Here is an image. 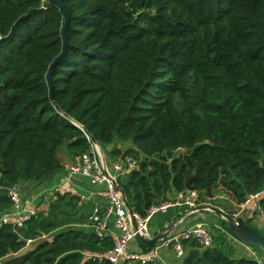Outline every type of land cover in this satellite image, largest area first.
Here are the masks:
<instances>
[{"label": "trees", "instance_id": "1", "mask_svg": "<svg viewBox=\"0 0 264 264\" xmlns=\"http://www.w3.org/2000/svg\"><path fill=\"white\" fill-rule=\"evenodd\" d=\"M60 1L70 15L66 47L58 5L0 0V213L12 206L10 189L29 196L63 171L60 148L88 153L86 132L102 147L132 145L113 159H151L119 179L142 216L185 193L192 176L204 204L209 189L236 205L264 190V0ZM58 59L54 105L48 74ZM179 149L187 154L174 158ZM79 203L60 196L22 229L0 227L2 264H111L113 239L72 228L93 210L87 203L86 216ZM45 236L52 241L14 257L23 240ZM186 247L181 264H258Z\"/></svg>", "mask_w": 264, "mask_h": 264}, {"label": "built area", "instance_id": "2", "mask_svg": "<svg viewBox=\"0 0 264 264\" xmlns=\"http://www.w3.org/2000/svg\"><path fill=\"white\" fill-rule=\"evenodd\" d=\"M184 149H179V151ZM151 160L141 154L139 156L124 155L116 159H105L99 147L92 143L91 150L80 156L73 157L71 164L66 168V178H87L92 185L102 187V195L105 198L104 206L93 202L95 192L77 193L68 188L56 187L38 196L37 202L57 201L60 196L70 195L79 199L80 203L92 201L94 204L89 225L100 239L111 238L114 248L105 256L111 264H124L137 262L140 264H164V252L171 250L178 261H183L187 256L186 244L196 243L201 249L213 247V232L208 225L197 224L194 227L176 234L174 237L161 240L152 250L142 252L138 247V234L154 237L151 233V222L158 214H166L173 208L184 209L183 214L197 209L203 205L200 193L193 190L185 193L173 194L174 202L165 201L153 206L145 216L134 213L138 230L134 229L132 218L127 209L124 197L118 189L119 179L129 176L133 171L141 168L142 162ZM12 202L11 208L0 217V227L13 225L16 229H22L28 222L39 214V206L33 201L27 200L18 188H12L8 192ZM264 197V190L250 195L246 200L236 205L234 217L253 215L262 210L260 201ZM49 241H52L50 238ZM137 248H136V247Z\"/></svg>", "mask_w": 264, "mask_h": 264}, {"label": "crops", "instance_id": "3", "mask_svg": "<svg viewBox=\"0 0 264 264\" xmlns=\"http://www.w3.org/2000/svg\"><path fill=\"white\" fill-rule=\"evenodd\" d=\"M57 156H58V159L60 160V162H61V164L63 166V171L61 173H58L54 177H52L46 183L38 186L32 192V194H30L29 196L26 197V199L30 200V201H33V203L35 205L38 204V206L41 207V205L43 203H45V202L44 201L37 202V201H39L38 200V196L43 194V193H45V192H47V191H50L53 188L61 186L62 188H68V189H70V190H72L74 192H77V193H91V192H95L96 193V197L93 199V202H98V203H100V204H102L104 206L105 198L102 195V191H103L102 187H96V186L92 185L91 182L89 181V179H87V178L71 179L70 181L67 180V178H66V168L71 164V162L73 160V157L68 154L67 148L66 147L60 148L59 151H58ZM68 196H70V195H68ZM71 197H75V196H71ZM53 202H56V201H50V202L48 201L46 203H53ZM93 202L92 201H87L85 203H79L80 207H82V210L86 211L85 212V213H87L86 216L87 215L89 216V213L91 212V209H90L91 205L87 206V205H89L87 203H92L93 204ZM232 203L233 202H231V204ZM93 207H94V204H93ZM234 208H235V212H236L237 211V209H236L237 207H236L235 203H234ZM173 209H176V208H173ZM173 209L169 210V212L170 211L171 212L174 211ZM48 210H49V208L47 209V211ZM183 212H184V209L178 208V211H174L175 215L173 217H172L173 213L169 214V216L162 221V224H161L162 226L160 228H158V229L157 228L156 229L151 228L152 235L156 236V235H158L160 233H163L172 223H174V222L178 221L179 219H181V217L184 215ZM3 213H0V217L3 215ZM168 213H166V214H168ZM166 214H163V215H166ZM202 214H203V212H202ZM256 215L258 217V220L254 219V217ZM189 217H191V216H189ZM189 217L184 218L178 224L176 230H179V232H184V231L190 229L191 227L190 228L189 227L186 228L187 222L189 221ZM251 218H253V222H252V225L254 226L253 228L257 229V231H259L262 234V236H264V211L261 210V211H259L257 213H254L251 216L250 215H246V220L251 219ZM88 220H89V218H88ZM88 220L84 221V222L76 223V224L72 225V228L73 229H78V230H80L82 232H85V233L94 232L93 228L90 227ZM150 226H151V224H150ZM237 242L240 244V247L236 246L238 248V251H239L238 253L242 254V256L239 257V258L231 257L232 259H235V260L249 259V260L257 262L258 264H264V250L263 249H260V251H259V249H254V248H251V247H248L246 245L241 244L238 240H237ZM138 247L142 250V252H148L149 251L148 249L147 250L144 249L140 245V242L138 244ZM238 253H236V255ZM163 254H164V260H163L164 264H181V262L178 261L175 258V255H174V253L171 250L165 251Z\"/></svg>", "mask_w": 264, "mask_h": 264}, {"label": "rangeland", "instance_id": "4", "mask_svg": "<svg viewBox=\"0 0 264 264\" xmlns=\"http://www.w3.org/2000/svg\"><path fill=\"white\" fill-rule=\"evenodd\" d=\"M133 148L132 145L130 143H121L119 141H116L115 143H113L111 146H107V147H99V150L101 152V155L106 159L110 160L113 159L110 154L111 151H113L114 149H120L123 153H125L127 150ZM187 154L186 150H177L174 153V158H179L181 156H184ZM172 159H170L168 161V163H171ZM19 190L22 192V195L24 196V198H26L28 196V192L26 191L27 189H23V188H19ZM176 199V197L173 194L168 195V199L167 201H171L174 202ZM209 201V200H208ZM210 201H212L211 203H207L203 205H208L211 204L215 207H218L222 210H227L229 212H232L233 214H235V208H234V202H233V198L231 197V195L228 192L225 191H221V190H217L215 193V196H213V198H210ZM231 202H233L231 204ZM51 203H43L41 205V207H39V213H43L45 211H47V209L49 208ZM174 211H178V208L173 209ZM174 211H170L168 214L163 215V214H158L153 218V221L151 223V228L153 229H158L160 228L162 225V221L164 219H166L169 214H172V217L175 215ZM201 214V215H200ZM196 213L195 215H191V217H189V221L187 222L186 228H192L197 224H204V225H208L213 232V248H218L220 250H222L226 255H228L229 257H235V258H239L242 256V254H239L238 252V247H240V244L237 242L236 237L233 235V233L229 230L228 228V223L221 217L218 216L214 213L211 212H203L202 213ZM259 215V214H258ZM186 217V218H187ZM244 219L246 220V216H244ZM255 220H258L257 215L254 217ZM178 226V225H177ZM177 226L175 228H173L170 232L169 235L167 236L168 238L174 237L176 234L178 233H182L179 232V230L177 229ZM51 237L49 236H45L42 238H38L37 240H33L28 242L26 249L20 253L17 256L14 257H20L22 255H24L26 252L30 251L31 249H33L39 242L45 240V239H50ZM254 249H260L261 248H254ZM236 253H238L236 255ZM3 260H0V264H2ZM132 263H137V262H132ZM161 264V263H159Z\"/></svg>", "mask_w": 264, "mask_h": 264}, {"label": "water", "instance_id": "5", "mask_svg": "<svg viewBox=\"0 0 264 264\" xmlns=\"http://www.w3.org/2000/svg\"><path fill=\"white\" fill-rule=\"evenodd\" d=\"M49 2L58 5L64 13V26L62 29V36H63V39L65 41V47H66V32H67V29H68L69 24H70V15L60 0H49ZM59 61H60V59H58L56 62H54V64L51 66L49 74H48V82L50 84V90H51L50 98H51V101L54 105H55L54 88H53L51 76H52L53 69L59 63ZM56 109H59V108L56 107ZM86 134H87L88 138L90 139V141L94 145L100 147L98 145L97 141L88 132H86ZM193 179H194V176H192L188 180V182L186 183V188H187L188 192H192L194 190L192 187ZM118 189L120 190V192L122 193V195L124 197L127 209H128L130 216L132 218V223H133L134 229L137 231L138 225H137L136 220H135L134 211H133V209H132V207H131L128 199H127L126 192L120 185L118 186ZM209 194L211 195L210 198L212 199L213 195H212L211 189H209ZM202 212H211V213H214L218 216H221L231 226V228L233 229L234 234L236 236V239L241 244L246 245V246L251 247V248H261L264 250V237L257 231V229L249 226L247 224V221L244 219V217H241V216L234 217V216L228 214L227 212H225L224 210H222L218 207H215L211 204L201 205L193 211L186 212L181 217V219L172 223L163 233H160L154 237L150 238V237H147L145 235L138 234V240L140 243H142L144 246H146L147 249L150 251L161 240L166 239L167 236L169 235V232L173 228H175L184 218H186L187 216H191V215H194L196 213H202ZM23 242L28 243L26 240H23Z\"/></svg>", "mask_w": 264, "mask_h": 264}]
</instances>
